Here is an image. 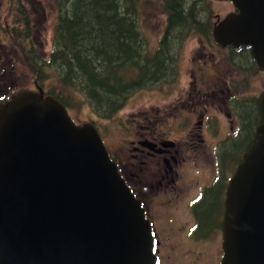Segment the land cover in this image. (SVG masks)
<instances>
[{
	"label": "water",
	"instance_id": "water-1",
	"mask_svg": "<svg viewBox=\"0 0 264 264\" xmlns=\"http://www.w3.org/2000/svg\"><path fill=\"white\" fill-rule=\"evenodd\" d=\"M213 29L264 69V0H229ZM261 121L228 180L219 264H264V88ZM143 210L94 128L75 124L41 88L0 103V264H153Z\"/></svg>",
	"mask_w": 264,
	"mask_h": 264
},
{
	"label": "flooded vegetation",
	"instance_id": "flooded-vegetation-1",
	"mask_svg": "<svg viewBox=\"0 0 264 264\" xmlns=\"http://www.w3.org/2000/svg\"><path fill=\"white\" fill-rule=\"evenodd\" d=\"M227 3L229 10L222 17L207 8L201 14L202 8L188 10V18L197 10L193 25L197 26L191 32L197 35L198 43L185 70V86L166 108L138 111L132 117L128 159L123 162L122 156H115L104 145L143 208L154 242V264H163V251L177 253L179 264H186L188 253L196 256L190 264H219L225 189L261 121L258 98L264 88V69L258 67L249 45H221L213 37L218 22L229 13H237L231 2ZM166 25L167 19L157 46L147 50L151 56L165 49V69L157 72L163 77L176 71L167 68L171 53L176 51L175 44L170 45L171 36L165 35ZM19 28L11 33L19 41L18 49L1 45L4 36L0 39V103L24 88L23 71L17 67L23 64L19 57L27 59L21 42L31 28ZM30 49L34 50L32 45L25 49L27 54ZM34 70L32 66L28 88L39 86ZM246 88L252 91L247 93ZM189 192L192 194L188 197ZM154 206L161 208L156 214ZM205 223L211 227V234L201 236ZM157 226L165 232V248ZM210 236L211 241L204 239ZM186 241L208 252L209 260L200 261L199 251L178 245Z\"/></svg>",
	"mask_w": 264,
	"mask_h": 264
},
{
	"label": "trees",
	"instance_id": "trees-1",
	"mask_svg": "<svg viewBox=\"0 0 264 264\" xmlns=\"http://www.w3.org/2000/svg\"><path fill=\"white\" fill-rule=\"evenodd\" d=\"M19 1L17 8H25ZM55 1L57 12L52 25V47L46 57L30 49L29 67L31 71L32 66L35 68L37 82L46 94L58 99L66 108L84 101L94 115L96 112L99 118L109 119L132 90L157 81V72L165 69V49L161 44L162 49L149 56L141 37L142 25L136 18V28L128 6L123 7L127 17L130 15L126 25L114 19L116 0ZM185 1L186 7L182 4ZM199 1L163 0L166 36L179 31L184 19L179 8L190 10ZM64 3L74 7L71 15V12L66 14V10L58 11L66 7ZM204 10H199V14ZM22 28L24 31L28 29L27 21ZM174 44L176 51L177 41ZM25 45L29 47V44ZM172 64L173 60L168 61L167 68ZM46 69L51 70L54 85L46 86L51 76L47 75Z\"/></svg>",
	"mask_w": 264,
	"mask_h": 264
},
{
	"label": "rangeland",
	"instance_id": "rangeland-1",
	"mask_svg": "<svg viewBox=\"0 0 264 264\" xmlns=\"http://www.w3.org/2000/svg\"><path fill=\"white\" fill-rule=\"evenodd\" d=\"M116 1V15L114 19L117 22H121L126 25L130 15L127 17L123 11V7L128 6L127 10L131 12L136 28L137 20L141 23L140 25H142L141 37L143 38L145 49H154L157 46V38L160 37V32L164 27L166 19L163 0ZM19 2V0H0V39L4 36L1 45L5 44L7 48H11L12 46L13 48L18 49V46H20L19 41L12 37L11 33H13V28L17 26H20L18 30L21 31L22 26H25V21H27V26L28 28H31V31L21 42L22 49L27 56V59L23 60V58L19 57V60H22L23 64L17 68H21L23 71V87H31L29 78L32 75V71L30 70L28 63L29 56L25 50L28 47L25 44H29V46L32 45L33 49L37 50L40 55L45 54L50 49V36L52 33L51 24L55 20L57 8L55 0H21V3L25 8H17L19 6ZM182 4H184L185 7L187 6L186 1L185 3L182 2ZM65 6V8H59L58 11L61 12V10H66V14L71 12V15L74 7L70 6L69 3H66ZM193 8L211 9L212 14L218 13L219 17H222V15L229 10V5L226 1L221 0H200ZM179 10L183 11L184 19L180 23L181 25L179 26V31H176L174 35L171 36L172 41L170 42V45L174 47V42L178 40L176 55L174 52L171 53L173 55L171 58V60H173L171 69H176L174 73L175 75L172 73L163 77L159 74L156 76L159 78L154 83L141 86L142 88H138L135 91L132 90L125 96V100L122 103L123 105L117 109V111L109 119L99 118V115L96 112L94 115V113H92L89 109L88 104L84 101L75 107L73 106L68 108V114H70L75 121H92L100 132L108 150L114 152L115 156H122L123 162L128 159V140L131 138L132 133V117L135 116L138 111L146 113V111L148 112L152 108H166L167 105L172 104V101L176 100L177 92L185 86V82L188 78L185 70L190 57L195 53L194 50H197L196 48L198 43L196 39L197 35L192 36V33L190 32L194 31L193 29L197 25H195V27L193 26L195 22L194 12L189 14L190 18H188L187 8H179ZM23 11L24 14L22 13ZM111 13L112 12L110 11V14ZM12 21L19 22L15 25ZM45 71L47 75L51 74V76L48 77L49 82L46 83V86L54 85L55 80L51 70L46 69ZM245 90L247 93L252 91L251 88H246ZM191 194L192 192L188 194V197L191 196ZM153 208L157 209L155 214L161 210L160 207L154 206ZM203 225L205 230L201 232V236L209 234V232L211 234V227L206 225V223ZM157 231H159V238L162 240V245H164L163 248H165V244L167 243L164 238L165 232L159 229L158 226ZM179 236L180 235H178V237ZM204 239L211 241V236ZM179 240H183V237H179ZM178 245L186 248H192L195 252L199 251L200 257H202L200 258V261H207L210 258V254L208 252L201 251L191 241L178 243ZM159 253L161 255V252ZM176 254L177 253L171 251H163V264H179L175 258ZM186 256V264H190L191 260L196 259L194 254L188 253Z\"/></svg>",
	"mask_w": 264,
	"mask_h": 264
}]
</instances>
